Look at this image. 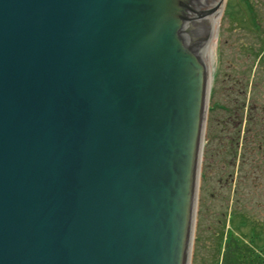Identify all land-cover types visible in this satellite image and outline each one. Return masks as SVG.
<instances>
[{
  "label": "water",
  "instance_id": "obj_1",
  "mask_svg": "<svg viewBox=\"0 0 264 264\" xmlns=\"http://www.w3.org/2000/svg\"><path fill=\"white\" fill-rule=\"evenodd\" d=\"M209 9L0 0V264H190Z\"/></svg>",
  "mask_w": 264,
  "mask_h": 264
},
{
  "label": "rangeland",
  "instance_id": "obj_2",
  "mask_svg": "<svg viewBox=\"0 0 264 264\" xmlns=\"http://www.w3.org/2000/svg\"><path fill=\"white\" fill-rule=\"evenodd\" d=\"M220 14L190 264H222L230 236L251 227L264 235V3L225 0Z\"/></svg>",
  "mask_w": 264,
  "mask_h": 264
},
{
  "label": "trees",
  "instance_id": "obj_3",
  "mask_svg": "<svg viewBox=\"0 0 264 264\" xmlns=\"http://www.w3.org/2000/svg\"><path fill=\"white\" fill-rule=\"evenodd\" d=\"M240 224H244V219L239 222V226L237 224V229L240 228ZM256 227H251V232L246 236L243 234L238 237L230 236L225 246L222 264H264V235Z\"/></svg>",
  "mask_w": 264,
  "mask_h": 264
},
{
  "label": "bare ground",
  "instance_id": "obj_4",
  "mask_svg": "<svg viewBox=\"0 0 264 264\" xmlns=\"http://www.w3.org/2000/svg\"><path fill=\"white\" fill-rule=\"evenodd\" d=\"M225 0H210V9H209V24H208V40H207V54L205 65L210 72H212V61L215 48V37H211L217 33V28L219 26V20L221 18V12L223 10ZM211 35V37H210ZM217 38V37H216ZM214 63V62H213Z\"/></svg>",
  "mask_w": 264,
  "mask_h": 264
},
{
  "label": "flooded vegetation",
  "instance_id": "obj_5",
  "mask_svg": "<svg viewBox=\"0 0 264 264\" xmlns=\"http://www.w3.org/2000/svg\"><path fill=\"white\" fill-rule=\"evenodd\" d=\"M245 1H247V0H245ZM253 1H255L256 3H258V4H260L261 5V3H264V0H253ZM212 76H213V71H212ZM212 105H213V102H212ZM241 106V105H240ZM239 106V107H240ZM219 107H221V106H219ZM213 108V107H212ZM212 108L210 109V110H212ZM225 110L224 111H226V112H228L227 110H226V107L224 108ZM236 110H239V114H236L237 115V117H241V120L240 121H242L243 119V110H244V107L243 106H241L239 109H238V107H237V109ZM209 111V110H208ZM258 111H259V108H256V106L254 105L253 107H252V109H250V115H249V117H248V122H247V124H249L250 126L252 125V129H249V130H251V133L254 135V133H256V129H253L256 125H258L259 124V122H260V119H259V116H258ZM240 112H241V114H240ZM263 122H264V119H263ZM237 127H239V124H238V126ZM243 128H240V133H242V130ZM258 131V130H257Z\"/></svg>",
  "mask_w": 264,
  "mask_h": 264
}]
</instances>
